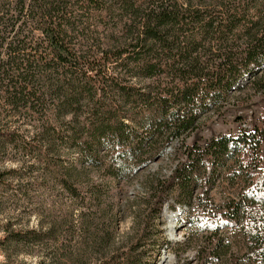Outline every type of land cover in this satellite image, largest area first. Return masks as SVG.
<instances>
[{"label":"trees","instance_id":"1","mask_svg":"<svg viewBox=\"0 0 264 264\" xmlns=\"http://www.w3.org/2000/svg\"><path fill=\"white\" fill-rule=\"evenodd\" d=\"M30 25L39 33L33 45L16 41L0 52V127L15 120L29 130L22 137L5 129L0 144L34 161L22 172L0 166V193L33 176L81 201V212L103 194L88 182L93 172L119 183L181 142V163L153 192L150 215L161 214L175 184L189 197L198 188L197 226L213 235L218 224L240 225L253 263L264 264V121L203 136L206 116L222 118L236 89L252 86L264 100V0H0V49L6 35ZM237 100L239 110L257 106ZM59 146L77 156L68 168L57 161ZM229 163L243 174V194L221 214L209 192L217 168ZM9 226L0 232L19 242L49 232ZM207 245L201 264L219 248Z\"/></svg>","mask_w":264,"mask_h":264},{"label":"rangeland","instance_id":"2","mask_svg":"<svg viewBox=\"0 0 264 264\" xmlns=\"http://www.w3.org/2000/svg\"><path fill=\"white\" fill-rule=\"evenodd\" d=\"M20 24L21 21L16 27ZM101 33L98 31L93 35ZM18 34L19 37L15 33L6 35V45L0 52L7 46L16 47V41L20 42L19 48H28L29 43L33 45L39 36L32 25L28 31ZM3 36L4 33H0V38ZM237 99H250L249 103H257V106L236 109L232 105ZM259 100L252 86L236 89L226 102L228 112L222 118L217 119L211 113L206 116L209 117L210 128L203 131V136L209 139L263 125L264 100ZM14 121L2 122L0 133L6 129L23 137L29 128ZM190 140L191 137L184 143L189 144ZM181 146V142L174 143L158 161L127 175L116 184L106 183L100 174L93 172L94 176L88 178V182L103 194L81 212L76 207L81 205V201L73 203L68 195L52 192L48 180L36 181L33 176H20L12 184V190L0 193V229L9 224L10 231L23 233L48 228L49 232L37 242H27L21 238L23 236L19 238L20 242L14 241L0 232V264H38L40 261L42 264H201L198 253L201 249H208L210 240L219 248L211 253V259L205 264H233L232 260H237L236 264H254L240 225L229 228L218 224L213 235L197 226L198 188H194L189 197L182 194L181 187L175 184L161 214L150 215L153 192L175 173L181 163ZM3 147L0 144L1 168L22 172L25 166L32 165L33 156L27 157L11 146ZM55 155L64 169L77 159L64 146H59ZM261 155V166L264 167V146ZM217 171L209 198L223 214L227 213L228 203L242 198L243 174L232 163L219 166ZM188 175L191 179L199 176L194 173ZM175 214L177 217L171 226L172 221L167 217ZM170 232L174 238L170 237ZM172 258L174 261L170 263Z\"/></svg>","mask_w":264,"mask_h":264},{"label":"bare ground","instance_id":"3","mask_svg":"<svg viewBox=\"0 0 264 264\" xmlns=\"http://www.w3.org/2000/svg\"><path fill=\"white\" fill-rule=\"evenodd\" d=\"M176 214L175 215H172V216H168L167 217V219H169V220H171L172 222H171V226L173 225V223H174V221H175V219H176ZM175 218V219H174ZM176 223V222H175ZM174 236L175 235H173L171 232H170V237L171 238H174ZM174 260H173V258L172 259H170V263H172Z\"/></svg>","mask_w":264,"mask_h":264}]
</instances>
